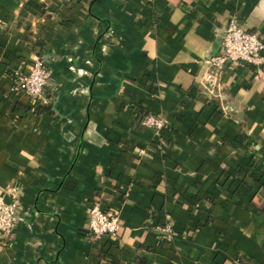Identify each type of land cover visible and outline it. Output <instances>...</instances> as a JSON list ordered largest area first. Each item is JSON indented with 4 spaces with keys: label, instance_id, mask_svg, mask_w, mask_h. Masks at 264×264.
<instances>
[{
    "label": "crops",
    "instance_id": "1",
    "mask_svg": "<svg viewBox=\"0 0 264 264\" xmlns=\"http://www.w3.org/2000/svg\"><path fill=\"white\" fill-rule=\"evenodd\" d=\"M230 21L264 35V0H0V264H264V64L202 80Z\"/></svg>",
    "mask_w": 264,
    "mask_h": 264
},
{
    "label": "built area",
    "instance_id": "2",
    "mask_svg": "<svg viewBox=\"0 0 264 264\" xmlns=\"http://www.w3.org/2000/svg\"><path fill=\"white\" fill-rule=\"evenodd\" d=\"M212 70L203 74L202 80L213 84L217 76L231 64H245L258 68L264 64V35L242 30L234 21H230L223 29L217 51L205 60ZM15 88L22 92L36 107L49 104L44 94L48 74L43 60L33 58L26 68L24 75L13 74ZM142 126L153 131L156 154L163 156V150L157 139L162 128V122L154 116H146ZM16 204L4 202L0 197V237L5 239L10 234L15 221ZM118 229V221L112 214L100 209L93 203L87 212V233L92 240L102 237L112 238Z\"/></svg>",
    "mask_w": 264,
    "mask_h": 264
},
{
    "label": "water",
    "instance_id": "3",
    "mask_svg": "<svg viewBox=\"0 0 264 264\" xmlns=\"http://www.w3.org/2000/svg\"><path fill=\"white\" fill-rule=\"evenodd\" d=\"M217 46V45H216Z\"/></svg>",
    "mask_w": 264,
    "mask_h": 264
}]
</instances>
